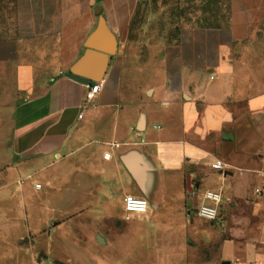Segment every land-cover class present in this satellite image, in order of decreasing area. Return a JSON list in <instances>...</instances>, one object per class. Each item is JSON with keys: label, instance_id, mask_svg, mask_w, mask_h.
I'll use <instances>...</instances> for the list:
<instances>
[{"label": "crops", "instance_id": "1", "mask_svg": "<svg viewBox=\"0 0 264 264\" xmlns=\"http://www.w3.org/2000/svg\"><path fill=\"white\" fill-rule=\"evenodd\" d=\"M142 1L12 0L0 24V87L13 84L0 108V264L27 258L17 236L52 218L54 232H80L95 213L151 209L159 241L177 228L170 217L199 218L208 190L222 200L215 220L199 218L197 264H264V0H231L226 24L186 26L149 54L130 33ZM101 20L115 50L89 97L69 72ZM127 194L148 210L126 219Z\"/></svg>", "mask_w": 264, "mask_h": 264}, {"label": "rangeland", "instance_id": "2", "mask_svg": "<svg viewBox=\"0 0 264 264\" xmlns=\"http://www.w3.org/2000/svg\"><path fill=\"white\" fill-rule=\"evenodd\" d=\"M231 14V0H143L131 24V38L138 49L149 54L173 43L186 26L217 27L226 24ZM12 18V0H0V24L6 25ZM4 80L9 82L0 87V108L10 106L8 96L13 92V84ZM151 211L128 220L122 213L115 214L107 221L104 216L96 218L95 213L84 221L80 232L66 224L54 232L58 223L52 218L42 228L17 236V252L27 258L19 256L7 264H197L205 250L196 237L202 236L209 222L170 217L177 220V228L161 233L157 241L147 230Z\"/></svg>", "mask_w": 264, "mask_h": 264}, {"label": "water", "instance_id": "3", "mask_svg": "<svg viewBox=\"0 0 264 264\" xmlns=\"http://www.w3.org/2000/svg\"><path fill=\"white\" fill-rule=\"evenodd\" d=\"M86 50L80 59L70 68L69 76L87 85L100 82L107 67L108 59L114 53L115 45L101 20L97 29L87 39ZM128 162L127 159H124ZM187 192H192L190 178L186 180ZM196 200V198H194Z\"/></svg>", "mask_w": 264, "mask_h": 264}, {"label": "built area", "instance_id": "4", "mask_svg": "<svg viewBox=\"0 0 264 264\" xmlns=\"http://www.w3.org/2000/svg\"><path fill=\"white\" fill-rule=\"evenodd\" d=\"M100 88L101 82H94L92 85H90L88 94L89 97H94V95L100 90ZM211 167L213 169L221 171L225 169V165L220 160L212 163ZM36 186L39 187V185ZM254 192L264 203V177L261 184L254 188ZM203 196L209 202L194 204V206L192 207L194 214L203 220H215L218 217L219 204L221 203L222 195L219 192L208 190L204 192ZM123 207L126 213L125 218L128 219L131 213H141L147 211L149 208V203L146 198L127 194L123 199ZM45 264L56 263L50 261L46 262Z\"/></svg>", "mask_w": 264, "mask_h": 264}]
</instances>
